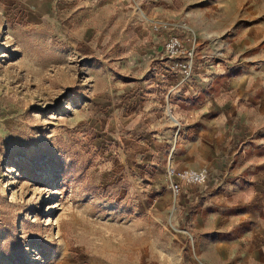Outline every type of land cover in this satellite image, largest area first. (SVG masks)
<instances>
[{
    "label": "rangeland",
    "instance_id": "rangeland-1",
    "mask_svg": "<svg viewBox=\"0 0 264 264\" xmlns=\"http://www.w3.org/2000/svg\"><path fill=\"white\" fill-rule=\"evenodd\" d=\"M263 20L264 0H0V264H192L184 201L209 181L175 199L166 171L206 166L190 114L227 87L179 99L192 76L159 50L240 64Z\"/></svg>",
    "mask_w": 264,
    "mask_h": 264
},
{
    "label": "crops",
    "instance_id": "crops-1",
    "mask_svg": "<svg viewBox=\"0 0 264 264\" xmlns=\"http://www.w3.org/2000/svg\"><path fill=\"white\" fill-rule=\"evenodd\" d=\"M255 25L241 31L235 55L246 58L240 64L201 66L189 80V91L174 89L179 99L195 101L201 89L210 91L220 82L227 87L218 96L209 94L190 114L194 119L196 111L201 113L210 156L195 170L212 174L203 193H190L184 201L191 213L192 264H264V20ZM159 55L163 60L162 46ZM178 73L183 76L169 67L162 76Z\"/></svg>",
    "mask_w": 264,
    "mask_h": 264
},
{
    "label": "built area",
    "instance_id": "built-area-1",
    "mask_svg": "<svg viewBox=\"0 0 264 264\" xmlns=\"http://www.w3.org/2000/svg\"><path fill=\"white\" fill-rule=\"evenodd\" d=\"M163 26L158 25L155 30L159 31ZM162 57L171 61V71L180 72L185 79H189L196 66L197 42H186L177 36L165 39L162 46ZM210 172L207 168L201 170L178 169L168 166L166 180L175 199L180 198L183 187H203L209 181Z\"/></svg>",
    "mask_w": 264,
    "mask_h": 264
},
{
    "label": "bare ground",
    "instance_id": "bare-ground-1",
    "mask_svg": "<svg viewBox=\"0 0 264 264\" xmlns=\"http://www.w3.org/2000/svg\"><path fill=\"white\" fill-rule=\"evenodd\" d=\"M170 115H172V113L170 112ZM172 117H173V115H172Z\"/></svg>",
    "mask_w": 264,
    "mask_h": 264
}]
</instances>
